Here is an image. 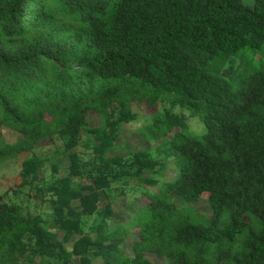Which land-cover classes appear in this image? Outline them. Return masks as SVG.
Listing matches in <instances>:
<instances>
[{
  "label": "trees",
  "instance_id": "1",
  "mask_svg": "<svg viewBox=\"0 0 264 264\" xmlns=\"http://www.w3.org/2000/svg\"><path fill=\"white\" fill-rule=\"evenodd\" d=\"M263 44L264 0H0V126L19 135L0 145V165L43 140L60 146L23 158L16 199L0 195V264H154L149 255L163 264H264V71L233 83L209 68ZM133 103L153 109L137 129L142 143L163 139L153 153L116 147L123 125L136 122ZM191 116L202 134L186 131ZM168 157L174 178L140 190L146 201L112 225L128 180L156 185ZM46 161L49 182L40 176ZM203 193L204 222L169 199Z\"/></svg>",
  "mask_w": 264,
  "mask_h": 264
},
{
  "label": "rangeland",
  "instance_id": "2",
  "mask_svg": "<svg viewBox=\"0 0 264 264\" xmlns=\"http://www.w3.org/2000/svg\"><path fill=\"white\" fill-rule=\"evenodd\" d=\"M242 2L246 5L252 4V0H242ZM220 67L221 69H218ZM209 68L211 71H217L221 77L228 79L233 83H238L239 77L242 75H246L253 71H264V44L258 50L245 47L239 49L234 54L226 57L225 59L222 57H217L216 59L210 61ZM132 108L137 115L136 122L123 125L121 133L115 142L116 147L118 148L121 155L124 154L123 149L125 148H129L134 152L150 151V153H153L154 147L163 139L159 142L155 141L151 142L150 144H145L139 140L137 133V129L150 119L153 109L149 108L145 104L137 103H133ZM88 120L91 125H97L99 123L98 117L94 114H92ZM186 123L187 126L185 129L190 134L200 135L204 132L203 122L200 116H191L187 119ZM18 139L19 135L16 132L0 126V145L11 144L16 142ZM57 148H60L58 141L53 139L43 140L37 144L33 152H21L17 157L3 162L0 165V195L7 193L8 196L6 199H10L12 201L16 199V197L12 195V190H14L19 183L18 174L23 158L32 154L39 156H49ZM164 164V170L160 175L156 176V178H158L156 185L141 184L134 178L128 180V183L124 188L125 196L117 200V202L114 204V212L111 221L112 225L126 221L134 212V210L146 201L145 195L140 192V190L154 193L157 191L158 185L166 180L174 178L178 172V164L172 160V157H168ZM57 166L59 169L58 174L65 175L67 173L68 158H59L57 160ZM50 174L51 167L49 166L48 161H46L40 169V176L46 182H49ZM143 174L144 177L152 176L150 171H144ZM81 182L84 184L91 183V179H82ZM116 184H112V187H116ZM18 198H22V196H19ZM206 198L207 193H203L197 201L185 202L178 197L171 195L169 196L170 201L176 206L183 208L182 214L192 222H204L208 217L210 213V207ZM33 201L34 200L32 198L31 200L27 201V204H29V207H31L30 209H32V204H34ZM36 202L39 203L38 200ZM104 203L105 196L101 193L98 207L103 206ZM77 204L78 201L73 202V205ZM39 210L45 220L51 218L50 209L46 207V204H43L41 207H39ZM226 217H228V212L225 211L221 214V218ZM62 234V231H58L59 238L62 237ZM135 234L136 230L132 233L124 245V248L127 252H130L131 250V241ZM74 237H76V235H74ZM66 247L70 249L71 244H66ZM90 257L94 261L97 260L91 254ZM149 257L154 264H163L162 258H156L154 255H149ZM72 263L79 264L78 258L74 257Z\"/></svg>",
  "mask_w": 264,
  "mask_h": 264
}]
</instances>
